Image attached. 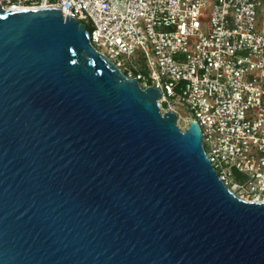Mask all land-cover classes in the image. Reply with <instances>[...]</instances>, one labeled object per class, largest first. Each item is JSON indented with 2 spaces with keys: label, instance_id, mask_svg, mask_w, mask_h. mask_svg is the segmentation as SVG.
Returning <instances> with one entry per match:
<instances>
[{
  "label": "water",
  "instance_id": "water-1",
  "mask_svg": "<svg viewBox=\"0 0 264 264\" xmlns=\"http://www.w3.org/2000/svg\"><path fill=\"white\" fill-rule=\"evenodd\" d=\"M52 6H0V264H264V201L217 176Z\"/></svg>",
  "mask_w": 264,
  "mask_h": 264
},
{
  "label": "built area",
  "instance_id": "built-area-1",
  "mask_svg": "<svg viewBox=\"0 0 264 264\" xmlns=\"http://www.w3.org/2000/svg\"><path fill=\"white\" fill-rule=\"evenodd\" d=\"M0 6L57 7L88 24L96 50L140 87L160 88L161 112L178 113L171 96L189 104L225 186L240 199L264 201V0H0ZM137 51L147 72L112 60ZM235 173L246 182L232 180Z\"/></svg>",
  "mask_w": 264,
  "mask_h": 264
},
{
  "label": "rangeland",
  "instance_id": "rangeland-1",
  "mask_svg": "<svg viewBox=\"0 0 264 264\" xmlns=\"http://www.w3.org/2000/svg\"><path fill=\"white\" fill-rule=\"evenodd\" d=\"M206 23H202V26H205ZM100 50L104 51V47H98ZM142 53L140 51L135 52L133 55L128 56V55H120L117 58H113L112 60H120L124 66L129 65L133 67L134 65H139V69L143 72H147V65L142 58ZM170 99L174 103V109L178 112L177 113V125L183 129L187 121L189 119H195L194 114L189 106V104L185 101H183L178 95L177 96H171ZM205 149L207 150V146L205 145ZM232 180L234 181H241V182H246L247 176L241 173H235L234 176L232 177Z\"/></svg>",
  "mask_w": 264,
  "mask_h": 264
},
{
  "label": "trees",
  "instance_id": "trees-1",
  "mask_svg": "<svg viewBox=\"0 0 264 264\" xmlns=\"http://www.w3.org/2000/svg\"><path fill=\"white\" fill-rule=\"evenodd\" d=\"M86 28H87V29H89V28H90L88 24L86 25Z\"/></svg>",
  "mask_w": 264,
  "mask_h": 264
}]
</instances>
